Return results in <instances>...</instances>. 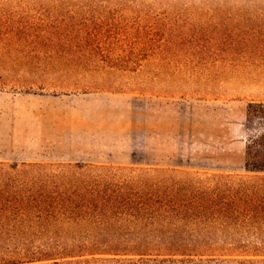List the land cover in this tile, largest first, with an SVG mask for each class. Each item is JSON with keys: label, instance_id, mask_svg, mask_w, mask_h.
Segmentation results:
<instances>
[{"label": "rangeland", "instance_id": "374dc122", "mask_svg": "<svg viewBox=\"0 0 264 264\" xmlns=\"http://www.w3.org/2000/svg\"><path fill=\"white\" fill-rule=\"evenodd\" d=\"M29 3L0 0L8 59L0 68V175L10 190L0 214L15 219L0 227L12 237L0 239L1 249L49 243L38 227L33 239L16 235L26 233L24 163L242 170L252 130L246 108L264 100V0H37L54 21L69 23L51 37L68 39L62 52L75 57L96 54L84 44L117 36L121 25L128 37L152 25L153 51L135 70L99 59L27 69Z\"/></svg>", "mask_w": 264, "mask_h": 264}, {"label": "trees", "instance_id": "16d2710c", "mask_svg": "<svg viewBox=\"0 0 264 264\" xmlns=\"http://www.w3.org/2000/svg\"><path fill=\"white\" fill-rule=\"evenodd\" d=\"M29 2L25 21L29 37L22 43L27 69H73L99 59L135 70L153 51L155 28L139 24V34L132 37H128L132 31L121 25L113 38L87 41L84 45L97 49L96 54H65L62 51L72 47L70 41L51 35L66 33L69 23L54 21L51 8L37 0ZM4 48L0 40V68L8 61ZM245 120L252 130L244 146L242 170L24 163L23 224L28 231L16 235L33 239L39 233L31 230L38 227L37 237L49 243L12 251L0 248V261L264 264V100L247 105ZM5 177L0 175L4 203L10 192ZM14 220L0 214V227ZM0 232V239L12 238ZM83 256L86 261H80Z\"/></svg>", "mask_w": 264, "mask_h": 264}]
</instances>
